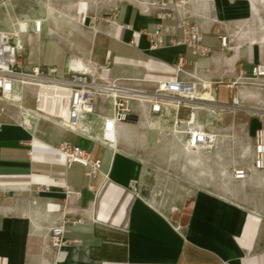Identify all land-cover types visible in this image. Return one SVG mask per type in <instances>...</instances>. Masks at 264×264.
<instances>
[{
	"label": "crops",
	"instance_id": "crops-1",
	"mask_svg": "<svg viewBox=\"0 0 264 264\" xmlns=\"http://www.w3.org/2000/svg\"><path fill=\"white\" fill-rule=\"evenodd\" d=\"M5 6L16 31L3 33L24 47L25 69L54 65L62 75L79 58L104 79L144 87L199 79L210 105L237 107L252 145L264 121V84L246 81L253 65L264 63V0H48L51 12L40 33L32 22L15 24L11 3ZM191 31L203 51L183 41ZM222 35L229 39L224 47ZM179 56L184 65L176 72ZM30 92L21 93L19 106L10 107L13 120L0 130V264H264V171L231 186L213 177L235 165L236 144L212 159L211 177L198 181L196 170L156 164L141 138L105 145L101 116L82 125L83 135L65 130V119L34 108ZM29 114L38 116L34 121ZM164 114L159 122L171 123ZM185 119L195 120L193 114ZM224 125L219 133L240 139ZM62 139L101 159L97 177L77 163L64 165L53 149ZM66 185L79 197L66 195ZM62 219L65 243L54 249L49 231Z\"/></svg>",
	"mask_w": 264,
	"mask_h": 264
},
{
	"label": "built area",
	"instance_id": "built-area-1",
	"mask_svg": "<svg viewBox=\"0 0 264 264\" xmlns=\"http://www.w3.org/2000/svg\"><path fill=\"white\" fill-rule=\"evenodd\" d=\"M150 1L155 4L159 0ZM42 26V20L36 19L35 32L40 33ZM197 39V32L191 31L187 33L183 41L203 51L196 45ZM228 40V35H222L220 37L221 46H226ZM152 46L156 47V44ZM183 65L184 58L179 56L175 71H181ZM258 77H264V63L253 65L252 76L246 82L255 85L264 84V81H257ZM112 81L113 84L128 85L127 82L124 83V80L113 79ZM100 82L102 81L97 76L82 71L66 69L62 75H57V68L54 65L37 64L25 69L21 60L19 43L0 30V130L8 121L13 120L7 114L4 105L15 98L17 86H20L23 93L31 91L33 106L37 111L52 119L64 118L67 122L64 129L73 131L76 135L84 134L82 123L91 115L101 116V130L108 139L113 137L121 123L138 122L145 111L157 117L165 113L167 108H171L175 111L173 124L185 129L184 133L189 137L188 145L192 149L212 147L213 141L208 127L198 123L197 120L182 123L178 117L181 108L194 110L196 108L190 106L191 103L203 98L199 92V79L174 77L167 80L150 81L147 86L137 89L122 88L135 90L136 97L120 87V89L106 88ZM108 93L111 95V100ZM139 96L143 99L137 98ZM109 102L112 113H104L103 110ZM104 144L110 146L109 141ZM53 149L62 155L66 167L77 163L85 168V175L89 178H95L100 173L101 159H91L90 153L79 145L62 139ZM32 153V145H30L28 154L32 155ZM251 166L255 170L264 171V121L252 135ZM250 174L251 169L242 164H237L232 169L234 181L248 180ZM89 188L94 190L92 185H89ZM64 192L66 195L73 194L76 197L80 195L79 190H74L67 185L64 187ZM80 221L81 219H77L72 223ZM64 227L65 221L62 219L50 228L49 242L54 249H59L65 243Z\"/></svg>",
	"mask_w": 264,
	"mask_h": 264
},
{
	"label": "bare ground",
	"instance_id": "bare-ground-1",
	"mask_svg": "<svg viewBox=\"0 0 264 264\" xmlns=\"http://www.w3.org/2000/svg\"><path fill=\"white\" fill-rule=\"evenodd\" d=\"M34 2V8H31L30 6V11L26 14V16H24V19H21L18 17L17 13H16V9H15V2H11V7L14 9L13 11V18H14V22L17 25H20L21 27H26L27 25L29 26L30 23H33V31H35V27H34V22L36 19H41L43 22V30L46 27L47 24V18L50 14V9L48 6V0H33ZM0 12L3 14V17L0 16V30L4 33H15L16 29L14 26V23L11 21V14L10 11L8 10V8L4 5V9H0ZM18 12V11H17ZM48 29V28H47ZM49 31V30H48ZM10 37V36H9ZM12 38L14 41L15 39L13 37ZM16 42V41H15ZM20 48V52H22L24 50V47L22 46V44L19 45ZM72 68L68 69V70H74V71H82L84 73L90 74L92 76H97V78L99 80H101L102 82H100L104 87L106 88H110V89H122V88H127V89H137V88H141L143 86L140 85V83H133V84H128V85H124V84H113V81L111 79H104L101 76H99L97 74L96 71H91L89 70V68L85 65V63L77 58L75 59L72 64H71ZM120 87V88H119ZM124 91L129 92L130 95H135V90H125L122 89ZM22 91H21V87L17 86V89L15 91V98L10 101L9 103L5 104V109L7 111V114L10 116V107H18L19 104H17V102L20 100V95H21ZM108 93V97L111 100V95ZM202 97L203 95L200 94ZM206 96V95H204ZM136 97V95H135ZM139 99H143L142 96L137 97ZM187 103V102H186ZM235 105L239 104V99H235V101L233 102ZM192 106L196 109L191 110L190 113L193 112V116L194 119L198 121V123H200L199 120V115H200V111H198L197 109H204V113L206 114L205 118H207V122L212 124L211 125V136H212V141H213V145L211 148H205V149H192L189 145H188V139L189 137L186 136L185 129L183 128H179L177 127V125L173 124V121L171 123H165L162 122L160 123V118L157 117H153L152 115L148 114L147 111H145L141 118L139 119L138 122H133V123H121L118 128L116 129L113 137H109L107 139V137L105 135H103L102 130H101V137L105 140V141H109L112 144H122V145H127L126 143H132V141L134 139L137 138H141L144 140L145 143V147L151 151H155L160 150L162 151V153L164 152L166 154L167 157H169L171 159V161L175 162L176 165H178V167H180V169H193L196 170L198 175L200 176V178H206V177H211V173H210V159L212 155H219L222 150H228L230 149V146L232 144V139L230 138L231 134H220L217 133L219 131H215L214 130V123L212 122V120L209 117V112L211 110H215L213 109L212 105H210V103L206 100L205 97H203L202 99L196 100L195 102L191 103ZM215 105V104H214ZM221 106V105H219ZM215 108V107H214ZM228 108V107H227ZM224 108H222L221 110H223ZM237 109V108H236ZM107 112L110 114L112 113V107L111 104L109 102V104L106 107ZM252 110V109H251ZM191 115V114H190ZM37 114H29L28 118H31L32 120H36L37 118ZM91 117H96V115H91L88 118L84 119L82 125L86 122V123H93L91 121ZM168 118L170 119H174L175 118V111L174 113L171 112L170 108H167L164 114V118H162L163 120H167ZM61 121L63 122L64 118L61 119H57V121ZM182 123L185 122V120H182ZM141 123V125H140ZM66 124L67 122H65V126L64 128H66ZM87 125V124H86ZM123 125V126H122ZM138 126V128H136V126ZM140 125V126H139ZM107 141V142H108ZM238 140H236L237 142ZM140 143V142H139ZM238 145V149L240 151V153L244 154L245 157H250L251 158V143L248 140L242 141L239 140L237 142ZM237 165V164H236ZM236 165H234L233 167H235ZM248 168L251 169V174L250 176L256 171L259 172L258 170L253 169V167L251 166V162L250 164H242ZM233 169V168H232ZM219 174H222V176L224 177L223 182L225 181H229L230 183L228 184V186L233 185L234 180L232 178V170H227L226 168H222L220 169V171L218 172ZM255 176V175H254ZM250 178V177H249ZM255 178V177H253ZM228 183V182H227ZM226 183V184H227ZM231 190V189H230Z\"/></svg>",
	"mask_w": 264,
	"mask_h": 264
},
{
	"label": "rangeland",
	"instance_id": "rangeland-1",
	"mask_svg": "<svg viewBox=\"0 0 264 264\" xmlns=\"http://www.w3.org/2000/svg\"><path fill=\"white\" fill-rule=\"evenodd\" d=\"M15 2L16 4H15V9H16V13H17V15H18V17L19 18H21V19H24L25 17L24 16H26V14L30 11V6H31V8H34V2H33V0H0V9H4V5L5 4H10L11 2ZM18 11V12H17ZM24 15V16H23ZM0 16H2L3 17V14L0 12ZM21 60H22V62H23V56H22V54H21ZM190 106H192V104L190 105ZM213 109H215V110H211L210 112H209V117H210V119L212 120V122L214 123V130L216 131V130H218L219 128H222L223 126H225L224 124H225V122H229V124H230V126H232V128L230 129V132H235V133H238L239 134V137H240V139L239 140H242V141H245V140H248L249 141V139H247V137H246V135L244 134L245 132H244V130H243V122H244V120H245V118L242 116V117H239L238 115V113L239 112H237L238 110L236 109L237 107H232V108H230V109H223V110H220L219 109V107H212ZM170 110H171V112L172 113H174V110L173 109H171L170 108ZM198 111H200V115H199V120H200V124H202V125H204L205 127H208V128H210V126L212 125H210V124H208V122H207V118H205V116H206V114L204 113L205 111H204V109L202 110V109H197ZM190 109L189 108H187V111H186V113H184V114H182V115H180V119H182V120H186L185 119V116L188 114V116H189V114H193V112L192 113H190ZM222 111V112H221ZM194 117V116H193ZM251 118V117H250ZM246 119H247V117H246ZM261 119V118H260ZM251 120V119H250ZM45 122H47V121H45ZM198 122V121H197ZM262 122V121H261ZM42 124H44V121H40L39 123H38V128L40 129V125H42ZM210 125V126H209ZM217 132V131H216ZM217 133H219V132H217ZM220 134H227V133H220ZM231 134V135H230ZM229 135L232 137L231 139H232V144H231V146H230V150H231V148H233V145L234 144H236V147H237V152H236V155H235V157H236V162H235V165L236 164H250V162H251V158L249 157H245V155L244 154H242V153H240V151H239V149H238V145H237V142L239 141H237L236 142V140L234 139V135L232 134V133H230ZM149 150V149H148ZM229 150V149H228ZM228 150H226V151H228ZM150 151V153H153V157H154V162L156 163V164H159V165H161V166H163V167H170V168H176V167H178V165H176V163L175 162H173V161H171V159L169 158V157H167L166 156V154L163 152L162 153V151H160V150H155V151H151V150H149ZM225 150H222V152L219 154V155H213V158H212V156H211V159H210V164H211V161H213L214 159H215V162H216V158H222V153L224 152ZM141 158L142 159H144L143 160V163L147 166V164L148 163H150V161H148L147 160V158H144L143 156H141ZM213 159V160H212ZM225 164H227V165H229L230 164V162L229 163H225ZM233 164H231L230 166H229V168L228 167H225L227 170H232V168H233ZM187 170H188V168H186ZM185 169V170H186ZM185 170L183 169V171H184V174L186 173L185 172ZM187 173H189V172H187ZM214 178H217L218 180H222L223 181V179H224V177L222 176V174H219L218 172H216V173H214V176H213ZM199 179H197L198 181L201 179L200 178V176L198 177ZM228 182V183H227ZM225 183H227L226 185L228 186V184L230 183L228 180L227 181H225Z\"/></svg>",
	"mask_w": 264,
	"mask_h": 264
},
{
	"label": "water",
	"instance_id": "water-1",
	"mask_svg": "<svg viewBox=\"0 0 264 264\" xmlns=\"http://www.w3.org/2000/svg\"><path fill=\"white\" fill-rule=\"evenodd\" d=\"M134 119H135V117H134Z\"/></svg>",
	"mask_w": 264,
	"mask_h": 264
}]
</instances>
